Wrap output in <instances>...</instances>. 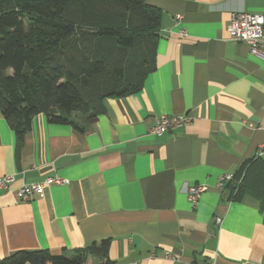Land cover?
<instances>
[{
	"label": "crops",
	"instance_id": "obj_1",
	"mask_svg": "<svg viewBox=\"0 0 264 264\" xmlns=\"http://www.w3.org/2000/svg\"><path fill=\"white\" fill-rule=\"evenodd\" d=\"M145 1L162 18L156 69L138 92L105 99L89 121L40 113L20 146L0 110V177L14 178L0 189V259L109 240L114 264H264V60L228 32L232 13L263 14L264 0ZM175 114L188 124L149 132ZM222 173L243 176L239 197L235 179L216 187ZM47 176L68 182L17 196ZM202 182L194 204L188 188Z\"/></svg>",
	"mask_w": 264,
	"mask_h": 264
},
{
	"label": "trees",
	"instance_id": "obj_2",
	"mask_svg": "<svg viewBox=\"0 0 264 264\" xmlns=\"http://www.w3.org/2000/svg\"><path fill=\"white\" fill-rule=\"evenodd\" d=\"M161 18L145 0H0V110L17 145L40 113L50 123H73L76 112L89 121L104 113L105 99L138 92L156 69ZM108 245L59 255L21 249L0 264H86L89 256L114 264Z\"/></svg>",
	"mask_w": 264,
	"mask_h": 264
},
{
	"label": "built area",
	"instance_id": "obj_3",
	"mask_svg": "<svg viewBox=\"0 0 264 264\" xmlns=\"http://www.w3.org/2000/svg\"><path fill=\"white\" fill-rule=\"evenodd\" d=\"M181 18V15H177ZM228 32L230 38L235 41H242L248 44L250 52L264 60V13H247L234 12L231 15V21L228 25ZM185 34V31H182ZM189 122L188 115H161L156 120L149 132L151 134L161 135L173 129L184 127ZM264 153V143L260 145L257 155ZM14 180L13 175L0 177V189L11 190L10 183ZM233 180V175L229 173H222L219 175L216 187L224 189ZM68 180L59 176H47L40 182L24 183L15 189L17 196L23 200L28 201L33 199L36 195H41L47 185L64 184ZM241 180L237 182V185ZM210 189L207 183H196L189 186L188 195L190 200L196 204L202 194ZM216 223L221 222V218H216ZM214 264V263H209Z\"/></svg>",
	"mask_w": 264,
	"mask_h": 264
},
{
	"label": "rangeland",
	"instance_id": "obj_4",
	"mask_svg": "<svg viewBox=\"0 0 264 264\" xmlns=\"http://www.w3.org/2000/svg\"><path fill=\"white\" fill-rule=\"evenodd\" d=\"M88 26V25H87ZM89 27V26H88ZM138 52H139V49L138 48H136V49H134L133 51H131L130 50V58H133V57H135L137 54H138Z\"/></svg>",
	"mask_w": 264,
	"mask_h": 264
}]
</instances>
